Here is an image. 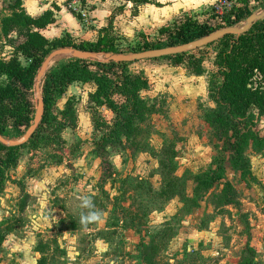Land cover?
<instances>
[{"label":"rangeland","instance_id":"1","mask_svg":"<svg viewBox=\"0 0 264 264\" xmlns=\"http://www.w3.org/2000/svg\"><path fill=\"white\" fill-rule=\"evenodd\" d=\"M107 1V12L100 0L66 1L82 26L72 31L79 45L108 36L119 54L167 48L159 32L176 20L161 21L160 4ZM233 10L231 27L240 28L264 11V0H238ZM183 12L224 21L214 4ZM6 14L0 4V18ZM263 27L264 20L252 28ZM16 39L0 35V57L13 58ZM222 48L215 42L183 58L101 67L148 84L125 132L115 129L109 104L94 99L95 84L57 95L49 122L17 149L0 179V264H264V116L253 111L247 142L215 123ZM71 59L59 57L48 74ZM28 97L36 111L35 89ZM28 129L3 137L19 140Z\"/></svg>","mask_w":264,"mask_h":264},{"label":"trees","instance_id":"2","mask_svg":"<svg viewBox=\"0 0 264 264\" xmlns=\"http://www.w3.org/2000/svg\"><path fill=\"white\" fill-rule=\"evenodd\" d=\"M137 1L142 5L151 4L150 0ZM0 4L3 13L9 12L0 18V35L6 40H10L13 34L17 36L15 43L13 41V58L6 60L0 57V135L3 136L10 128L28 129L33 123L36 111L28 96L33 93L37 75L50 53L64 48L105 54L119 52L108 36L101 37L97 43L85 45H79L74 39L68 40L69 36L49 40L42 31L55 23L54 11L49 10L35 18L27 14L23 6L24 0H0ZM199 18L179 17L175 19L173 27L162 28L159 33L166 35V47L191 43L234 25V22L228 25L229 16L223 23L216 22L217 17H213V24L208 22L210 18H205V21ZM218 42L223 48L216 61L221 81L213 96L217 107L214 111L215 123L220 124L223 130H231L236 141L247 142L249 131H245V128L248 121L253 119V111L264 116V27L252 28L239 37L226 36ZM183 56L182 54L164 59L173 60ZM21 57L26 62H32L24 64ZM125 64L112 62L97 65L90 61L71 59L59 70L49 73L44 83V119L30 141L49 122L57 95L64 94L75 84L93 83L97 86L94 99L100 105L109 104L108 108L116 116V130L125 132V127L133 126L134 120L140 115L137 111L142 102L139 93L148 88V84L138 75H119L113 69H110L112 72L109 74L101 72V67L119 68ZM17 149L0 143V179H3L8 166L15 162ZM229 188L232 189L231 186ZM40 264H45L44 259Z\"/></svg>","mask_w":264,"mask_h":264},{"label":"water","instance_id":"3","mask_svg":"<svg viewBox=\"0 0 264 264\" xmlns=\"http://www.w3.org/2000/svg\"><path fill=\"white\" fill-rule=\"evenodd\" d=\"M263 20H264V11L260 14L258 13V14L251 15L246 20L244 26L240 28L239 27H228V28L218 30L202 39L196 40L191 43H187V44L180 45V46L149 50V51L135 53L131 55L110 54V53L97 54L94 52L82 51V50H77L74 48H64V49L55 50L52 53H50V55L46 58L36 78L35 94H36L38 106L36 109V114H35V118H34L32 125L30 126L28 131L25 133V135L19 140L9 141V140H6L2 135H0V143L10 148H19V147L26 145L30 141V139L35 135L41 123L43 122L44 115H45V103L42 97L41 87L45 81L46 76L48 75V71L50 67L52 66L54 61L58 59L59 57L69 56L72 59L82 60V61L97 60V61H102L106 64L112 63V62L114 63H134V62H140L144 60H156V59H161L165 57H170V56H175V55H180V54H185L191 51H195L202 47L218 42L219 40L223 39L226 36L244 35L251 30V28L253 27L255 23H258Z\"/></svg>","mask_w":264,"mask_h":264},{"label":"crops","instance_id":"4","mask_svg":"<svg viewBox=\"0 0 264 264\" xmlns=\"http://www.w3.org/2000/svg\"><path fill=\"white\" fill-rule=\"evenodd\" d=\"M66 1L69 0H24L23 6L27 14L35 18L43 15L49 10L54 11L56 20L55 23L51 24L49 27H47V29L42 31V34L47 39L54 40L57 38H62L64 34H68L75 40L72 31H75L77 28L78 30L82 29V26L74 10L69 6H65ZM71 1L73 0H70V2ZM81 1L84 2V0ZM97 1L98 0H96V2ZM150 1L151 4H145V7L155 8L156 3L160 4V7L158 6L156 8V13L159 15V19L161 21L168 23L169 21L175 20L183 16V13L185 12H183V10H186V12L190 10H195L196 14H201L205 8H207L208 6H212L213 4L215 5L219 0H179L180 2H177L178 0ZM87 2H91V0H87ZM100 3L101 8H103V11L107 12L105 10V7L108 6L109 1L100 0ZM177 5H181L182 9L180 10V12L175 13L174 11ZM55 7H58V10H55ZM94 14L96 16L101 17L102 14L100 13V8L97 9ZM80 34V32H77L76 36H79ZM2 38L3 40H6L4 36H2ZM81 38L84 40L83 37Z\"/></svg>","mask_w":264,"mask_h":264},{"label":"built area","instance_id":"5","mask_svg":"<svg viewBox=\"0 0 264 264\" xmlns=\"http://www.w3.org/2000/svg\"><path fill=\"white\" fill-rule=\"evenodd\" d=\"M238 0H219L214 5V11L218 18L222 20L229 16L230 23H233L237 20V14H234V7L236 6ZM233 13V14H232ZM30 63L32 61H29Z\"/></svg>","mask_w":264,"mask_h":264},{"label":"bare ground","instance_id":"6","mask_svg":"<svg viewBox=\"0 0 264 264\" xmlns=\"http://www.w3.org/2000/svg\"><path fill=\"white\" fill-rule=\"evenodd\" d=\"M54 65V64H53Z\"/></svg>","mask_w":264,"mask_h":264}]
</instances>
